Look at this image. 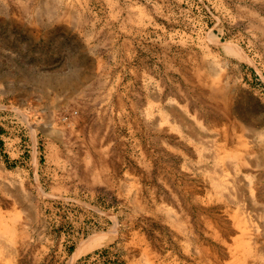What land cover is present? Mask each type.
Returning <instances> with one entry per match:
<instances>
[{"label": "rangeland", "instance_id": "374dc122", "mask_svg": "<svg viewBox=\"0 0 264 264\" xmlns=\"http://www.w3.org/2000/svg\"><path fill=\"white\" fill-rule=\"evenodd\" d=\"M6 227L0 264H264V0H0Z\"/></svg>", "mask_w": 264, "mask_h": 264}, {"label": "bare ground", "instance_id": "6f19581e", "mask_svg": "<svg viewBox=\"0 0 264 264\" xmlns=\"http://www.w3.org/2000/svg\"><path fill=\"white\" fill-rule=\"evenodd\" d=\"M229 47L230 49H231V47L228 45V44H226V47ZM30 97H31V95H30ZM57 97V96H56ZM28 100V99H27ZM28 101H30V100H28ZM31 102V101H30ZM34 104H36V103H34ZM38 104V103H37ZM52 104V103H51ZM53 105V104H52ZM37 124V123H36ZM38 125V124H37ZM33 126V125H32ZM33 127H35V126H33ZM50 128V131L53 129V127H52V129H51V127H49ZM48 128V129H49ZM33 129V128H32ZM47 129V128H46ZM55 129V128H54ZM49 131V130H48ZM49 131V132H50ZM54 132H55V130H54ZM50 133H52V131L50 132ZM5 229V230H4ZM2 231H0V239H1V237H2V232L4 231V232H8L9 231V233H10V235H11V238H13L14 237V230L12 229V228H9V227H6V228H4ZM0 230H1V228H0ZM104 235H97V236H94V237H91L90 239H88V240H86L83 244H81L78 248H77V250H75L74 252L75 253H73L74 254V258H75V256H78L80 253H82V252H86V250L87 249H90V248H93V247H95V246H97V245H99L100 243H101V241H100V239H101V237H103ZM82 242V241H81ZM102 244V243H101ZM3 246V245H2ZM72 254V255H73ZM71 258V257H70ZM8 260H10V259H8ZM71 260V259H70Z\"/></svg>", "mask_w": 264, "mask_h": 264}]
</instances>
